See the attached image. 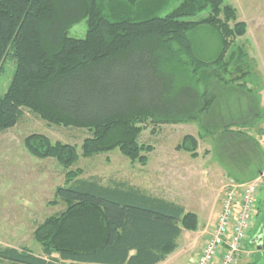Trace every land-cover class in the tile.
<instances>
[{
    "label": "trees",
    "instance_id": "1",
    "mask_svg": "<svg viewBox=\"0 0 264 264\" xmlns=\"http://www.w3.org/2000/svg\"><path fill=\"white\" fill-rule=\"evenodd\" d=\"M205 9L204 18L187 19ZM84 20V38L69 37V28ZM202 29L218 38L217 51L206 59L197 51ZM246 29L224 0H0V72L8 58L15 60L0 96V132L28 110L48 123L85 130L84 157L117 149L145 165L154 147L138 140L146 124L154 132L157 126L196 121L199 139H213L215 149L219 140L232 144L235 157L241 142H248L249 156L262 166L263 151H256V139L243 129L260 114L245 117L247 125L230 121L221 104L230 92L259 101L249 57L243 46H233ZM212 111L221 126L207 120ZM235 135L239 143L232 142ZM24 145L36 157L57 158L64 169L78 158L76 145L52 143L45 135L31 133ZM197 145V137L187 134L176 149L197 157ZM82 174L68 168L65 183L54 191L65 210L36 227L42 255L0 246V263L158 264L174 252L181 231L197 229V216L174 201L127 181L104 183ZM262 195L254 218L264 239Z\"/></svg>",
    "mask_w": 264,
    "mask_h": 264
},
{
    "label": "rangeland",
    "instance_id": "2",
    "mask_svg": "<svg viewBox=\"0 0 264 264\" xmlns=\"http://www.w3.org/2000/svg\"><path fill=\"white\" fill-rule=\"evenodd\" d=\"M224 1L236 9L237 19L247 24L245 36L237 38L233 46H243L247 57H249L251 68H253L252 73H250V78L253 79V89L258 92V100L262 97L264 101V0ZM207 15L208 9H205L199 12L198 15L187 19L197 21ZM85 33L86 23L84 20L72 25L69 28L68 35L69 37L84 38ZM196 36V41L199 42L197 51L200 57L205 59L211 57L218 49L217 36L208 29L200 30ZM14 71L15 60L10 57L3 64L0 72V96L6 92ZM251 81V79L248 81V85L252 86ZM234 94V92H230L228 93L229 97L223 96L221 103L223 108L226 106V101L236 108L237 103L241 101L238 108L242 107V113L245 114V111H248L245 103L247 98L245 99L244 96L240 95L234 98L236 96ZM252 96L254 98V95ZM259 110L260 112L258 108L256 109V113L260 114L258 118L253 116L248 123L253 122L254 124L244 126L248 129L241 126L244 130H248L247 135L252 136L256 141H259L258 138H260L257 128L264 120V104H261ZM23 113L24 115L19 122L0 132V246L16 249L26 248L35 255H42L40 244L37 239H34L36 227L43 223L47 217L65 210V204L58 201L56 203L54 191L57 186L65 183V173L68 168L81 169L83 172L81 176L84 178L95 176L104 183L114 180L127 181L139 185L159 197L178 200V204L193 212L197 216V229L195 231L185 230L177 239L178 248L176 253L168 254L169 256H166L168 259H165L167 261L163 262V264H193L197 258V250L188 244L190 241L188 235L192 238L200 233L199 231L206 225L208 216L212 212L215 198L220 201L219 192L223 186L222 184L231 176L234 177L230 175L232 173L228 175L223 171H216V166H219L220 163L218 160L219 153L227 154L226 158L228 156L235 157L233 153H235L234 149L237 152V148H234V145H224V142L219 140V144H216L217 148L215 149L213 139L208 140L209 137L205 136L202 137L203 140L199 139L198 132L201 128L196 121L157 126L153 128L154 132L150 130L152 126L146 124L138 140L139 142L151 143L154 147L147 152L148 159L145 165L130 162L117 149L84 157L80 154V144L88 136L85 130H76L48 123L28 110H24ZM245 115L249 116L250 114L247 112ZM228 119L230 121L236 120L229 117ZM243 119L244 117L238 121L247 125L246 122L248 121L245 122ZM207 120H210L214 127L221 126L223 123L222 118L217 116L215 111L208 115ZM195 132L198 134H195ZM31 133L45 135L52 143L59 141L64 144L76 145L78 158L73 164L64 169L57 158L34 156L24 145L25 138ZM187 134L191 136L195 134L193 136L197 137V157H192L188 152L176 149L182 137ZM236 136L232 137V142L239 143L241 139H237ZM221 138L223 136L219 139ZM241 143L246 144V142ZM254 144L255 142H253V146ZM223 145V150H220ZM262 145H258V149L264 153V139ZM164 146H167L168 150L172 149L171 153L176 150L182 154L177 158L179 162H182L184 157L197 158L196 162L200 163L202 170L195 176L183 178L181 183L173 181V177L168 179L167 174L164 173L165 170H163L162 176L157 165V155L162 153L160 150ZM240 157L242 156L240 155L239 159ZM177 169L180 170L178 165ZM262 183L258 191L259 198L263 197L264 178ZM251 230L250 236L253 237L257 234L256 221H254ZM186 240L188 241L185 242ZM249 244V250L252 253L250 252V256L242 257L243 259L239 261L240 264H264V248H261L262 252L255 253L254 244L250 242ZM0 264L8 263L2 261Z\"/></svg>",
    "mask_w": 264,
    "mask_h": 264
},
{
    "label": "built area",
    "instance_id": "3",
    "mask_svg": "<svg viewBox=\"0 0 264 264\" xmlns=\"http://www.w3.org/2000/svg\"><path fill=\"white\" fill-rule=\"evenodd\" d=\"M262 179L263 175L241 182L230 178L222 184L219 213L193 264H235L250 255L246 241L255 221Z\"/></svg>",
    "mask_w": 264,
    "mask_h": 264
},
{
    "label": "crops",
    "instance_id": "4",
    "mask_svg": "<svg viewBox=\"0 0 264 264\" xmlns=\"http://www.w3.org/2000/svg\"><path fill=\"white\" fill-rule=\"evenodd\" d=\"M239 95L242 96V97L244 96L245 99L247 98L246 102L244 100V102L247 104V107H248L247 108L248 111H245V114H247V112H248V114L254 113L257 108L258 109L260 108L261 104H264V101H263L262 97H261V99L259 101H257V103H255L253 100L250 101L248 99V96H246L245 94H242V95L238 94L234 98H237ZM240 102L241 101H239L237 103L238 106L240 105ZM228 104L229 105H226V107L229 109V111H228L229 113L228 114H229V116H231V119H238V118L242 119V117H244V118L245 117L246 118L249 117V116H247V115L242 113V111H243L242 107L238 108V106H237V108H236L235 106L232 107L230 105V103H228ZM261 125H262V128L264 130V120H263V123L261 122L260 126ZM195 134H197V132H195ZM195 134H193V135H195ZM259 137H260V138H258L259 141L257 140V144H255L257 152L259 151L258 145H260V144L262 145L263 144L264 131L262 132V134L259 135ZM208 140H210V139H208ZM248 145L249 144L246 143V144L242 145V147L239 149L240 152H239L238 155L242 156V157H240V159H239V156L238 157H229L228 156L226 158L227 154L222 153L220 155V157H218V160H219L220 163H219V166H216V171L217 172L218 171L219 172L223 171L224 173H227L228 175L230 173H232L230 175H233L234 177L231 176L230 178H234V179H238V178L241 179L242 178L243 179L242 181L249 180V179H252L253 177L260 176V175H263V178H264V163L261 166V161H259L257 159V156H255V157H250L249 156L251 154H250V150H249ZM207 146L209 147V145H207ZM167 150H168L167 146H164V147H162L160 152L165 153V154L160 153L159 155H157L158 156L157 165L160 168L159 170H160V173H162V176H163V170H165L164 173L167 174L168 179L173 177L174 178L173 181L181 183L183 178H190L191 176H195V175L198 174V172H200L202 170V166L200 165V163L196 162L197 158L189 159V158L184 157V160H182V162H179L177 158L179 156H181L182 154L180 152H177L176 150H174L173 153L170 152L172 149H170L168 151ZM207 156H209V155H207ZM177 165L179 166L180 170L177 169ZM164 177H166V176H164ZM131 185H134L136 187L139 186V185H135V184H131ZM140 188H142V187H140ZM142 189H145V188H142ZM148 192H150V191H148ZM163 198H165V197H163ZM165 199H168V198H165ZM168 200H170V199H168ZM170 201H174V202L177 203L178 200L172 199ZM214 204L215 205L212 208V212H210V214L208 216V220L206 222V225L203 227V229H201L199 231L200 233L197 234V236H194L192 238H191L190 235H188L189 236L188 239L190 240L188 244H190L193 248H195L197 250V257H198V254H199L201 248L204 245L203 243H204L205 239L208 236V228L211 227L214 224L215 218H216V216H217V214L219 213V210H220V201H217V198H215ZM185 210H186V208H185ZM183 232H184V230L181 231L180 235H182ZM203 234H204V236H203ZM253 237L250 236V233H249L248 240L246 241L247 242L246 243V248L250 249L249 242L254 244V242H251ZM177 239H176V245H177ZM187 241L188 240H186L185 242H187ZM254 246H255V244H254ZM185 247H186V244H185ZM177 248H178V245H177L176 249ZM176 249L174 250L175 253H176ZM174 252H172V254H174ZM242 259L243 258H240L235 264H240L239 261L242 260ZM166 261L167 260H164L163 262H166ZM163 262L158 263V264H163Z\"/></svg>",
    "mask_w": 264,
    "mask_h": 264
},
{
    "label": "water",
    "instance_id": "5",
    "mask_svg": "<svg viewBox=\"0 0 264 264\" xmlns=\"http://www.w3.org/2000/svg\"><path fill=\"white\" fill-rule=\"evenodd\" d=\"M261 238H262L261 235H257V236H255V237L251 240V242H254V244H255V248H256L257 250H261V248H262V246H263V241H261Z\"/></svg>",
    "mask_w": 264,
    "mask_h": 264
},
{
    "label": "bare ground",
    "instance_id": "6",
    "mask_svg": "<svg viewBox=\"0 0 264 264\" xmlns=\"http://www.w3.org/2000/svg\"><path fill=\"white\" fill-rule=\"evenodd\" d=\"M257 235H258V234H256L255 236H257ZM255 236H254V237H255ZM254 237H253V238H254ZM261 241H263V244H264V239H261ZM249 252H250V251H249Z\"/></svg>",
    "mask_w": 264,
    "mask_h": 264
}]
</instances>
